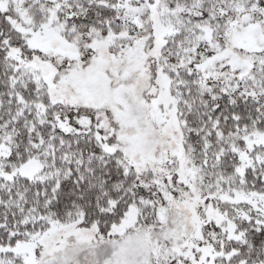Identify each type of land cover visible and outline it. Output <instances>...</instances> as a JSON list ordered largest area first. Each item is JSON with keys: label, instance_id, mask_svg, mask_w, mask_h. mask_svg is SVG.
<instances>
[{"label": "snow or ice", "instance_id": "1", "mask_svg": "<svg viewBox=\"0 0 264 264\" xmlns=\"http://www.w3.org/2000/svg\"><path fill=\"white\" fill-rule=\"evenodd\" d=\"M0 264H264V0H0Z\"/></svg>", "mask_w": 264, "mask_h": 264}]
</instances>
